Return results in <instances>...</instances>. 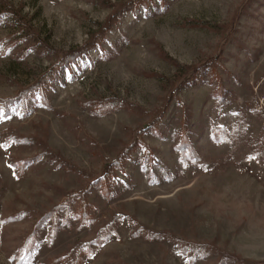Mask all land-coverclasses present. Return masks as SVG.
Instances as JSON below:
<instances>
[{
    "label": "rangeland",
    "instance_id": "1",
    "mask_svg": "<svg viewBox=\"0 0 264 264\" xmlns=\"http://www.w3.org/2000/svg\"><path fill=\"white\" fill-rule=\"evenodd\" d=\"M263 93L264 0H0V264H264Z\"/></svg>",
    "mask_w": 264,
    "mask_h": 264
},
{
    "label": "built area",
    "instance_id": "2",
    "mask_svg": "<svg viewBox=\"0 0 264 264\" xmlns=\"http://www.w3.org/2000/svg\"><path fill=\"white\" fill-rule=\"evenodd\" d=\"M260 103L262 104L260 107H263V105H264V93H263L262 97L260 98Z\"/></svg>",
    "mask_w": 264,
    "mask_h": 264
},
{
    "label": "trees",
    "instance_id": "3",
    "mask_svg": "<svg viewBox=\"0 0 264 264\" xmlns=\"http://www.w3.org/2000/svg\"><path fill=\"white\" fill-rule=\"evenodd\" d=\"M123 9H124V8H123ZM123 9H122V10H123ZM122 10H119V11H117V12H120V11H122ZM115 14H117V13H115ZM113 16H114V15H113ZM111 18H113V17H111ZM111 18H110V19H111ZM107 26H108V25H106V27H107ZM106 27H105V28H106ZM95 37H96V35L94 36V38H93L92 40H94ZM91 42H92V41H91ZM182 151H183V149H182ZM183 152H184V151H183Z\"/></svg>",
    "mask_w": 264,
    "mask_h": 264
},
{
    "label": "snow or ice",
    "instance_id": "4",
    "mask_svg": "<svg viewBox=\"0 0 264 264\" xmlns=\"http://www.w3.org/2000/svg\"><path fill=\"white\" fill-rule=\"evenodd\" d=\"M249 159H254V157H250Z\"/></svg>",
    "mask_w": 264,
    "mask_h": 264
}]
</instances>
